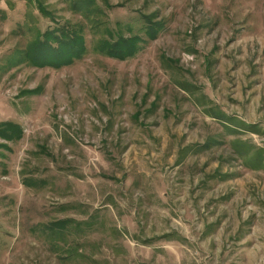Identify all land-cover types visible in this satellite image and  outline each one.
Returning <instances> with one entry per match:
<instances>
[{
	"label": "rangeland",
	"instance_id": "rangeland-1",
	"mask_svg": "<svg viewBox=\"0 0 264 264\" xmlns=\"http://www.w3.org/2000/svg\"><path fill=\"white\" fill-rule=\"evenodd\" d=\"M64 25L83 55L33 62ZM10 122L0 264H264V0H0Z\"/></svg>",
	"mask_w": 264,
	"mask_h": 264
},
{
	"label": "trees",
	"instance_id": "trees-1",
	"mask_svg": "<svg viewBox=\"0 0 264 264\" xmlns=\"http://www.w3.org/2000/svg\"><path fill=\"white\" fill-rule=\"evenodd\" d=\"M38 7L41 11H44L41 4ZM157 29V25L148 23L145 26V33L153 38ZM96 48L107 56L124 59L133 55L138 50L137 38L124 37L119 33L115 37H111V39H100L96 44ZM33 49V62L40 65L47 64L58 67L68 65L73 60L81 57L86 47L84 36L79 31L68 29L64 25L58 27L56 30H45L42 32L33 43L31 51ZM22 133V127L15 122H10L6 127H0V138L5 141L18 140L21 138ZM0 145L5 146L6 144L1 143Z\"/></svg>",
	"mask_w": 264,
	"mask_h": 264
}]
</instances>
